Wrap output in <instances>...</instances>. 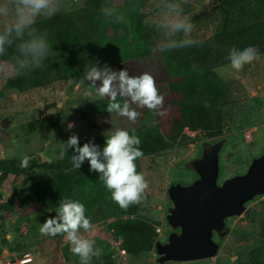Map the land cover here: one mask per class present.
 <instances>
[{
    "label": "trees",
    "instance_id": "obj_1",
    "mask_svg": "<svg viewBox=\"0 0 264 264\" xmlns=\"http://www.w3.org/2000/svg\"><path fill=\"white\" fill-rule=\"evenodd\" d=\"M110 1L86 0L82 7L38 19L24 29L22 35L18 36L13 31L8 37L9 42L3 46V52H0V79L7 76V93L13 95L59 81L81 78L86 73L83 50L86 42L89 43L87 54L90 58L87 76L92 69L101 73L98 80L88 79L94 87H102L103 79L111 73H115V81H119V72L123 69L132 76L151 74L160 96L168 93L180 95L176 101L180 117L174 120L168 135L157 126L126 129L130 135L140 138V145L133 147L142 150L143 154L136 159L135 165L136 171L143 175L145 159L172 149L186 137V129L203 131L209 138L220 135L225 126V108L230 103L231 90L215 69L229 65L233 53L239 54L247 47H253L258 55H264V0H217L222 20L213 36L199 38L179 32L163 47L157 43V28L145 22L142 9L147 0H126L123 9L109 7ZM106 21H110L116 29L124 30V35H97ZM8 27H12V23L0 29V34ZM33 38H43L47 43L46 54L38 64L33 57L21 52L22 46ZM184 40H192L193 43L166 48L167 44H181ZM156 53L160 54L161 63L152 60L147 72L140 73L139 63L151 60ZM115 89L119 91L118 87ZM116 100L122 107L125 103H137L128 95H120V92ZM112 102L111 97L106 95L81 103L79 113L83 131H79L78 145L64 144L54 160H46L39 154L40 157L31 155V165L27 164L26 167L22 166L25 159L22 156L7 157L0 162L2 186L10 174L15 175L12 184L15 186L35 168L44 167L54 171L52 176L28 186V192L19 199L12 194L1 206L2 219H7L8 214L15 216L16 212L22 218L45 213L47 220L56 218L58 223H62L57 207L65 198L76 200L84 204L85 215L92 227L109 222L116 239L122 240V246L129 254L141 255L155 250L160 238L157 228L161 221L139 216L145 189L138 201L121 207L111 198V191L99 178L100 173L90 170L87 158L79 168L73 166L72 157L78 155L76 147L90 143L102 151L106 136L111 132L101 130V118L115 112L108 111ZM48 120L50 128L62 125L57 113L45 120L29 122L24 130L32 134ZM95 130L99 133L95 134ZM48 235L57 241L67 234ZM247 263L264 264V218L259 239L248 253Z\"/></svg>",
    "mask_w": 264,
    "mask_h": 264
},
{
    "label": "rangeland",
    "instance_id": "obj_2",
    "mask_svg": "<svg viewBox=\"0 0 264 264\" xmlns=\"http://www.w3.org/2000/svg\"><path fill=\"white\" fill-rule=\"evenodd\" d=\"M86 0H53L57 11H68L82 7ZM147 0L143 5L145 22L155 26L158 30L157 43L163 47L175 34H172L162 23L166 16L174 15L173 8L187 14L193 24L189 35L204 38L213 36L220 23L219 2L217 0ZM10 8L18 5L19 0H4ZM126 0H111L108 6L125 8ZM171 6V7H170ZM46 10L35 18L46 17ZM13 23L8 17H0V29ZM97 35L119 36L124 30L116 29L110 21H106ZM89 43L83 44L86 73L78 79L59 81L47 87L34 88L24 93L10 95L7 93L6 79H0V162L7 158L3 148V141L10 136L15 143L18 157L40 156L46 160H54L61 146L68 143L71 136L79 137L83 131L80 122L79 108L81 103L98 100L100 98L97 87L90 84L87 76ZM154 60L161 63L160 54L156 53L151 60L139 63V72H147V66ZM216 73L228 84L231 90L230 103L225 108L224 128L220 135L209 138L203 131L185 130V138L174 147L159 156L145 159L143 177L147 184L143 195V204L139 216L149 220L161 221L163 231L159 238L166 242L172 231L166 220L171 201L168 188L175 183L191 184L197 174L187 168V164L201 156L206 143L215 144L224 141L226 144L221 151V174L219 182L227 178L247 172L255 157L264 152V55L245 64L240 70L232 68L231 64L217 67ZM132 76V74H131ZM114 89L119 88V81L113 82ZM116 90V89H115ZM119 93L118 90H116ZM107 95V94H106ZM105 95V96H106ZM162 103L158 109L149 110L137 103L128 104L129 110L137 113L134 119L121 115L115 111L101 118V130L113 132L117 129H128L135 126L148 128L157 126L168 135L176 118L180 117L179 105L176 101L180 95L168 93L162 95ZM60 114V127L50 128L49 120L32 134H27L24 126L29 122L45 120L48 116ZM6 127L3 128L1 123ZM72 124L71 129L68 124ZM95 134L99 131L95 130ZM249 135V136H248ZM80 138V137H79ZM31 156V157H32ZM39 156V157H40ZM28 158V166L31 165ZM34 158V157H33ZM54 174V171L38 167L25 174V177L12 186L15 175H8L3 183V196L7 199L12 194L17 199L25 195L28 186L35 184ZM1 213L3 211L1 210ZM0 225V256L10 255L14 259L21 252L29 251L34 256L32 264H81L80 257L71 252L72 245L67 235L55 241L48 234H43L40 228L47 220V214H38L30 218H22L19 212L15 216L8 214ZM264 218V196L257 197L247 205V210L240 216L231 217L229 226L231 233L222 242L217 256L211 260L221 261L223 258L238 256L231 264H248L247 256L259 239L261 221ZM79 234L94 241L93 250H100L98 256L93 255L90 264H158L156 251L141 255L126 252L119 256L117 246L119 240L109 226V222L100 223L89 230H80ZM172 264V263H170Z\"/></svg>",
    "mask_w": 264,
    "mask_h": 264
},
{
    "label": "clouds",
    "instance_id": "obj_3",
    "mask_svg": "<svg viewBox=\"0 0 264 264\" xmlns=\"http://www.w3.org/2000/svg\"><path fill=\"white\" fill-rule=\"evenodd\" d=\"M171 7V6H170ZM48 17L55 15L57 5L53 0H19L18 5L10 8L4 0H0V17H8L13 23L12 27H8L0 34V52H3V46L8 41V37L13 31L19 36L23 34L24 29L29 28L35 23V18L42 12ZM174 15L166 16L162 23L172 33L191 32L193 24L187 14H182L179 8H173ZM193 43L192 40H184L181 44H167L166 48L182 47L186 44ZM47 43L43 38H33L28 40L21 48V52L30 55L37 61L46 54ZM258 58V53L253 47H247L239 54L233 53L230 64L232 68L240 70L245 64L252 62ZM101 73L96 69H92L88 79L98 80ZM117 79L115 73L107 74L103 79L102 87L98 89L100 97L106 94L111 97L112 103L108 107V111H117L121 115L134 119L137 115L135 111L129 110V105L125 103L123 107L117 102V91L113 87V81ZM119 92L120 95H128L133 102H138L140 106H146L149 110L158 109L162 103V97L158 94L154 78L149 73L140 76L129 75L126 69L119 72ZM73 125L68 124L71 129ZM187 130V129H186ZM192 131V130H191ZM140 138L136 135H130L126 129H117L106 136L104 147L101 150L96 145L85 143L82 147H76L77 156L72 157L74 168H79L80 163L87 158L90 163V170L100 173V180L103 181L105 187L111 191V198L121 207H127L130 203L140 199L141 194L147 187L145 179L141 173L136 171L135 161L142 156L140 147ZM69 146L78 145V137L73 135L68 141ZM63 155V153H62ZM28 158L26 157L22 166L26 167ZM59 219L62 223H58L56 218L47 220L40 228L41 233L56 235L57 233H66L67 240L72 245L71 252L78 255L81 264H90L93 255L98 256L100 250L94 252V241L82 237L78 229L89 230L92 225L85 215V206L83 203L63 199L57 207Z\"/></svg>",
    "mask_w": 264,
    "mask_h": 264
},
{
    "label": "water",
    "instance_id": "obj_4",
    "mask_svg": "<svg viewBox=\"0 0 264 264\" xmlns=\"http://www.w3.org/2000/svg\"><path fill=\"white\" fill-rule=\"evenodd\" d=\"M1 126L6 127L4 122ZM14 146L11 137L6 136L3 148L8 158L18 157ZM224 146V141L206 143L201 156L187 164L197 178L191 184L175 183L168 188L171 206L166 220L172 231L166 242L155 244L158 264H185L217 256L221 245L215 233L221 237L230 234L227 220L242 215L250 202L264 196V152L253 159L247 172L220 183ZM7 258L1 257L0 264ZM235 259L227 258L222 264Z\"/></svg>",
    "mask_w": 264,
    "mask_h": 264
},
{
    "label": "built area",
    "instance_id": "obj_5",
    "mask_svg": "<svg viewBox=\"0 0 264 264\" xmlns=\"http://www.w3.org/2000/svg\"><path fill=\"white\" fill-rule=\"evenodd\" d=\"M187 132L194 133L193 131L187 129ZM2 174V172L0 171V175ZM6 202V198L3 196V187L2 185H0V225L2 223V213H1V206ZM163 229L162 227H158L157 228V232L159 233V235L161 236ZM119 244H118V248H117V253L119 256H124L126 254V249L122 246V240H119ZM8 258L6 259L4 264H32L34 263V256L32 255L31 252H25L22 255H17L16 257H14V259H11L10 255H7ZM1 258V256H0Z\"/></svg>",
    "mask_w": 264,
    "mask_h": 264
},
{
    "label": "flooded vegetation",
    "instance_id": "obj_6",
    "mask_svg": "<svg viewBox=\"0 0 264 264\" xmlns=\"http://www.w3.org/2000/svg\"><path fill=\"white\" fill-rule=\"evenodd\" d=\"M261 197V196H260ZM230 219V218H229ZM229 219L227 220L228 226H229ZM230 227V226H229ZM231 228V227H230ZM228 236V235H227ZM215 239L220 243V245H222V242L224 241L225 237H221L218 233H215L214 235ZM236 257L235 260H237L238 256H231L230 258ZM229 258V257H227ZM227 258H223L221 261L218 262V260H214V262H212L209 259H205V260H201V261H197V262H189V263H185V264H222ZM212 259V258H210ZM234 260V261H235ZM232 263V262H231ZM230 263V264H231Z\"/></svg>",
    "mask_w": 264,
    "mask_h": 264
},
{
    "label": "bare ground",
    "instance_id": "obj_7",
    "mask_svg": "<svg viewBox=\"0 0 264 264\" xmlns=\"http://www.w3.org/2000/svg\"><path fill=\"white\" fill-rule=\"evenodd\" d=\"M249 136V135H248Z\"/></svg>",
    "mask_w": 264,
    "mask_h": 264
}]
</instances>
